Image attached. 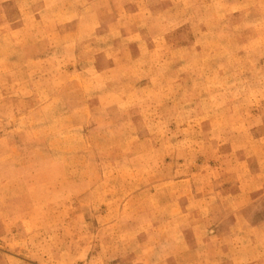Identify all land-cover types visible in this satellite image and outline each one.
Masks as SVG:
<instances>
[{"label":"rangeland","instance_id":"rangeland-1","mask_svg":"<svg viewBox=\"0 0 264 264\" xmlns=\"http://www.w3.org/2000/svg\"><path fill=\"white\" fill-rule=\"evenodd\" d=\"M0 264H264V0H0Z\"/></svg>","mask_w":264,"mask_h":264},{"label":"crops","instance_id":"crops-1","mask_svg":"<svg viewBox=\"0 0 264 264\" xmlns=\"http://www.w3.org/2000/svg\"><path fill=\"white\" fill-rule=\"evenodd\" d=\"M171 252H172V255H176L179 252V249H177V248H175V250L174 249H171ZM186 252H188V250H186ZM175 257L178 258L177 255Z\"/></svg>","mask_w":264,"mask_h":264}]
</instances>
